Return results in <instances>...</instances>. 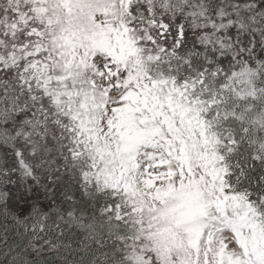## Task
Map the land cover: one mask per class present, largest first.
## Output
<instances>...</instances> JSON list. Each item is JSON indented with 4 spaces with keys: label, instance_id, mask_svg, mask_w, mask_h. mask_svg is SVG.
<instances>
[{
    "label": "snow or ice",
    "instance_id": "1",
    "mask_svg": "<svg viewBox=\"0 0 264 264\" xmlns=\"http://www.w3.org/2000/svg\"><path fill=\"white\" fill-rule=\"evenodd\" d=\"M0 264H264V0H0Z\"/></svg>",
    "mask_w": 264,
    "mask_h": 264
},
{
    "label": "trees",
    "instance_id": "2",
    "mask_svg": "<svg viewBox=\"0 0 264 264\" xmlns=\"http://www.w3.org/2000/svg\"><path fill=\"white\" fill-rule=\"evenodd\" d=\"M9 162H11V158H9ZM75 196H76V199L79 201L80 195L78 192L75 193ZM39 204H40V208L44 212H49V213L52 211L53 207H60V208H63L64 210H69L70 208L69 203L65 202L63 200V197L60 194H56L54 203L52 201L45 200L43 199V197H41ZM82 206H83V203L81 202V204H79L78 207H82ZM30 207H31V202L27 205H24V208L26 210L29 209Z\"/></svg>",
    "mask_w": 264,
    "mask_h": 264
}]
</instances>
